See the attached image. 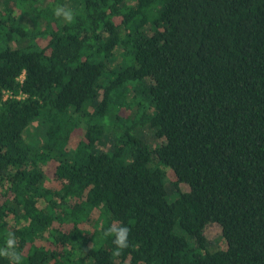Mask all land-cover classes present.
Listing matches in <instances>:
<instances>
[{
    "label": "trees",
    "instance_id": "obj_1",
    "mask_svg": "<svg viewBox=\"0 0 264 264\" xmlns=\"http://www.w3.org/2000/svg\"><path fill=\"white\" fill-rule=\"evenodd\" d=\"M8 233L22 264H264V0H2Z\"/></svg>",
    "mask_w": 264,
    "mask_h": 264
},
{
    "label": "clouds",
    "instance_id": "obj_2",
    "mask_svg": "<svg viewBox=\"0 0 264 264\" xmlns=\"http://www.w3.org/2000/svg\"><path fill=\"white\" fill-rule=\"evenodd\" d=\"M55 15L70 22L73 18V11L70 8L59 6L55 9ZM129 233V226L118 221H113L103 229V235L112 238V243L116 246V254L129 246ZM0 255L6 256L9 264H22V254L17 251L16 239L13 233H8L4 247L0 248Z\"/></svg>",
    "mask_w": 264,
    "mask_h": 264
},
{
    "label": "rangeland",
    "instance_id": "obj_3",
    "mask_svg": "<svg viewBox=\"0 0 264 264\" xmlns=\"http://www.w3.org/2000/svg\"><path fill=\"white\" fill-rule=\"evenodd\" d=\"M2 0H0V6H1ZM101 94V93H100ZM143 134L146 137V139L149 141L152 147H155L156 144H160L161 140L156 139L157 137L155 136V132L148 129L144 128L143 129ZM96 150L100 152H109L113 148V142L112 138L109 137L107 140H105L103 143H99L96 145ZM166 172V185L168 187V200L169 201H174L182 192L188 191L189 188L185 184L180 185V189H175L171 185V181L174 180L173 173L170 169H165ZM10 223L15 225L14 219H10ZM205 236L207 238V241L209 244H211L213 247H219L222 244V229L218 224H210L206 227L205 229Z\"/></svg>",
    "mask_w": 264,
    "mask_h": 264
}]
</instances>
